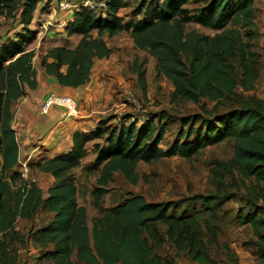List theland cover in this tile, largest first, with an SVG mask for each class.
I'll use <instances>...</instances> for the list:
<instances>
[{
	"label": "trees",
	"instance_id": "trees-1",
	"mask_svg": "<svg viewBox=\"0 0 264 264\" xmlns=\"http://www.w3.org/2000/svg\"><path fill=\"white\" fill-rule=\"evenodd\" d=\"M52 1L0 0V16L21 26L0 47V264H19L17 245L29 242L39 250L41 260L52 264H175L158 251L166 245L194 263L215 264L202 212L194 205L199 203L211 212L213 243L218 245L216 210L229 200L224 192L160 202H148L129 192L110 208L104 200L112 192L109 187L115 173L137 185L141 162L152 164L173 157L190 160L207 147L229 140L234 142V158L219 163V170L230 171L235 165L246 190L251 188L245 183L248 180L257 187L261 206L240 223L252 228L264 264V100L258 99L255 105L245 101L240 108L218 112L239 88L256 90L259 60L252 42L259 0H202L194 9L187 8L192 0H142L132 12L138 17L134 21L120 14L130 7L127 0H105L106 8L100 11L84 6L86 0H82L65 25L67 36L81 37L78 45L52 47L41 59L45 73L58 84L75 88L88 84L95 62L114 54L105 37L126 33L138 50L154 58L158 75L172 83L173 103L215 105L211 110L202 106L206 116L182 118L176 140L165 147L162 143L172 122L167 113L154 115L141 125L129 119H119L118 124L116 117L108 118L90 133L76 132L70 152L29 165L55 180L44 198L42 189L24 181L16 169L19 145L13 121L18 103L39 85L33 65L36 52L29 49L37 32L30 27L40 5L46 9ZM188 24L215 34L187 30ZM133 67L146 95V69L138 60ZM89 146L97 157L86 170L100 172L91 193L98 215L91 220L87 207L78 201L75 175L89 155ZM41 211L54 215L48 225L26 234L17 230L18 220L32 221Z\"/></svg>",
	"mask_w": 264,
	"mask_h": 264
},
{
	"label": "rangeland",
	"instance_id": "rangeland-1",
	"mask_svg": "<svg viewBox=\"0 0 264 264\" xmlns=\"http://www.w3.org/2000/svg\"><path fill=\"white\" fill-rule=\"evenodd\" d=\"M64 1L72 6L70 10L63 11L61 9L60 4ZM127 1L130 3V7L122 10L120 14L126 18V21H134L138 17L133 16L132 12L142 0ZM200 1L202 0H192L187 8L194 9L200 6ZM81 3L82 0H53L46 9L43 8L45 4L43 6L42 4L40 5L30 27L31 30L37 32V39L29 47L30 50H35L36 52L33 60L34 67H37V69L42 67V56L46 55L47 51L55 43L60 46L76 47L78 45L80 36H75L68 41L65 37H69L62 31L65 27L63 24L66 16L74 14L75 10L82 5ZM104 3L105 0H86L84 5H92L94 9L100 11ZM256 9L257 16L254 31L256 36L252 42L253 51L257 54L259 60L256 90L244 92L242 88H239L236 95L231 100L225 101L218 112L240 108L245 101L255 105L258 99L264 100V0H259L256 3ZM186 27L187 30H196L205 35L212 36L215 34L214 31L196 24H188ZM20 30L21 26L16 21L0 16V47L2 43L13 37ZM105 39L114 50L112 60L105 65V68L116 74L117 77H113L114 79L118 78V83H114L109 89L112 101L110 102V111L106 115L109 119L116 117L117 119H115L114 123L119 124V119L122 121L129 119V122H137L141 125L146 119L154 115L167 113L172 122L169 124L168 137L162 143V146L165 147L176 140L177 134L181 129L180 120L182 118L195 114L206 116L202 106H206L209 110L214 107L215 104L211 102H202L198 105L190 102L173 103L171 95L174 87L166 78L158 75L154 58L138 50L131 37L126 33L114 38L105 37ZM137 60L147 72L146 95L140 88L137 76L134 75L135 68L133 65ZM99 71H106V69H99ZM130 94L134 95L135 103L129 101ZM233 158L234 142L229 140L207 147L190 160L173 157L152 164L141 162L137 169V174L140 177L137 185L129 183L121 173L115 174L114 182L109 187L112 192L105 197L104 206H116L120 202V197L125 196L129 192L144 196L148 202H160L177 201L184 198L194 199L222 191L225 194V198L228 197L229 200L220 210H216L219 211L216 224L218 245L213 243L215 233L213 220L210 216L211 212L204 210L199 203L194 205L198 211L202 212V223L213 261L215 264H261L258 248L254 245L256 240L253 236L252 228L243 226L240 223L242 217L252 212L257 205L261 206L260 201L257 200L258 194L255 190L257 187H255L253 181L248 180L245 183L251 187V191L246 190L244 179L235 165H232V170L230 171L219 170V163H229ZM94 159L95 155L90 153L83 167L89 166ZM22 170L23 166H21L20 172ZM75 175L79 187V203L87 207L91 220L98 215L92 205L91 191L97 184L99 172L90 174L85 169L79 168L75 170ZM185 209L192 212L190 207ZM38 218L51 219L49 214L46 213L41 214ZM20 223V227L28 228V223L24 221ZM41 224L43 223H39V225ZM158 251L163 256H168L175 264H197L183 254L178 253L170 245H166Z\"/></svg>",
	"mask_w": 264,
	"mask_h": 264
},
{
	"label": "crops",
	"instance_id": "crops-1",
	"mask_svg": "<svg viewBox=\"0 0 264 264\" xmlns=\"http://www.w3.org/2000/svg\"><path fill=\"white\" fill-rule=\"evenodd\" d=\"M72 18L73 14H68L63 25L65 26L68 21L72 20ZM62 32L66 35L65 27ZM75 36L77 35L72 37L68 36L69 38L65 37V39L70 41V39ZM57 46L60 45L55 43L52 47ZM65 46L75 47L68 45ZM112 57L109 59L97 60L94 64L89 83L80 88L60 85L45 73L43 67L40 69L35 67L39 76L38 88L36 90L29 91L27 96L18 103L14 110L13 129L16 132L17 142L19 145V164L16 169L19 170V172L24 163H27L29 166L41 158L51 159L57 155L70 152L73 147V135L76 132L85 134L90 133L95 130L99 121L109 118L106 117L107 113L110 111V102L112 101L109 89H111V85L118 83V78H113L117 77L116 74H113L110 69L105 68V65L112 60ZM99 69H106V71H99ZM53 94L69 95L75 98L79 104L80 115L63 117V110L57 107H53L48 114H43L41 111L42 106L47 97ZM88 152L89 155L90 153H93V148L90 147ZM94 155L96 159L97 155ZM29 157L30 160L28 161ZM94 161H92V163H94ZM92 163H90V165ZM87 167L88 166H82L80 169L86 170ZM29 169L28 181L35 182L38 187L42 189L43 197L47 198L49 196L48 190L54 184V178L38 171L36 168L29 166ZM86 172L94 174L88 172V170H86ZM43 213L49 214L51 219H39L38 217ZM53 216L54 215L49 212L41 211L32 221L20 219L16 225L17 230L26 234L33 230L40 229L48 225V223L52 221ZM22 221L28 223V228L19 226ZM39 223L43 224L39 225ZM17 248L19 264H52L46 260H41L39 250L30 242L26 243L25 246L17 245Z\"/></svg>",
	"mask_w": 264,
	"mask_h": 264
},
{
	"label": "built area",
	"instance_id": "built-area-1",
	"mask_svg": "<svg viewBox=\"0 0 264 264\" xmlns=\"http://www.w3.org/2000/svg\"><path fill=\"white\" fill-rule=\"evenodd\" d=\"M60 6L63 11L64 10L68 11L72 8V6L66 1L62 2ZM84 6L94 9L92 5L86 4ZM102 8H106L105 3L102 5ZM129 101L134 102V103L136 102V99L133 94L129 95ZM53 107H57L63 110L64 112L63 117H72V116L80 115V108H79L78 101L69 95H54L53 94V95L48 96L42 106L41 111L43 114H48ZM29 160H30V157L28 158V161ZM22 166H23V170L20 172L21 177L24 181H28L29 166L27 163H24Z\"/></svg>",
	"mask_w": 264,
	"mask_h": 264
}]
</instances>
